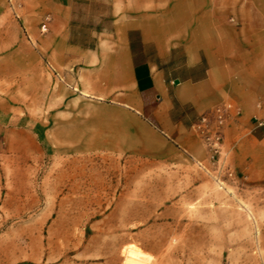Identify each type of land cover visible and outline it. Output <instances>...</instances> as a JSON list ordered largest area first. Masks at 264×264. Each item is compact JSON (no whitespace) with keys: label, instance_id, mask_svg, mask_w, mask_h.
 <instances>
[{"label":"crops","instance_id":"obj_1","mask_svg":"<svg viewBox=\"0 0 264 264\" xmlns=\"http://www.w3.org/2000/svg\"><path fill=\"white\" fill-rule=\"evenodd\" d=\"M26 72L33 98L47 85L58 122L95 121L102 146L264 176V0H0V82L15 90ZM225 105L239 113L212 162L195 124Z\"/></svg>","mask_w":264,"mask_h":264},{"label":"rangeland","instance_id":"obj_2","mask_svg":"<svg viewBox=\"0 0 264 264\" xmlns=\"http://www.w3.org/2000/svg\"><path fill=\"white\" fill-rule=\"evenodd\" d=\"M21 79L0 82V264H264V176L218 185L102 146Z\"/></svg>","mask_w":264,"mask_h":264},{"label":"built area","instance_id":"obj_3","mask_svg":"<svg viewBox=\"0 0 264 264\" xmlns=\"http://www.w3.org/2000/svg\"><path fill=\"white\" fill-rule=\"evenodd\" d=\"M46 30L45 25L41 24L39 27L40 33H44ZM27 40H29L27 38ZM51 71L52 68L50 66H47ZM229 110H232L234 114H238L239 110L238 108H232L230 106H217L210 111H208L206 114L202 115L198 119V123L195 124V130L198 131L199 134L206 135V139H211V143L209 146L210 149V155L209 159L214 162L215 161V154L217 150V146L220 143V137H221V128L225 122L227 112ZM257 126L264 129V120H258ZM195 165L200 168L201 170L205 171V169L201 166V163H195ZM213 180L216 184L221 185L224 182H230L234 183L236 182L237 178L233 171L222 168L221 166L217 167L215 170V173L212 174Z\"/></svg>","mask_w":264,"mask_h":264}]
</instances>
